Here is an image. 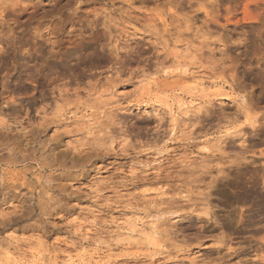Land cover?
I'll return each instance as SVG.
<instances>
[{"label":"rangeland","instance_id":"374dc122","mask_svg":"<svg viewBox=\"0 0 264 264\" xmlns=\"http://www.w3.org/2000/svg\"><path fill=\"white\" fill-rule=\"evenodd\" d=\"M0 264H264V0H0Z\"/></svg>","mask_w":264,"mask_h":264},{"label":"bare ground","instance_id":"6f19581e","mask_svg":"<svg viewBox=\"0 0 264 264\" xmlns=\"http://www.w3.org/2000/svg\"><path fill=\"white\" fill-rule=\"evenodd\" d=\"M172 115H173V118H174L173 120H174V121L178 120V116L176 115L175 112H172ZM245 224H246V223H245Z\"/></svg>","mask_w":264,"mask_h":264}]
</instances>
